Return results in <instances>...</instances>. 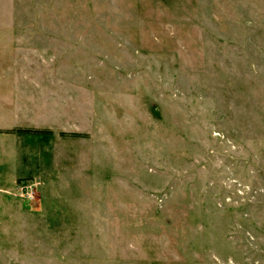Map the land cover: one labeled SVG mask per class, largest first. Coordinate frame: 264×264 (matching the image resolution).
<instances>
[{
  "label": "rangeland",
  "instance_id": "obj_1",
  "mask_svg": "<svg viewBox=\"0 0 264 264\" xmlns=\"http://www.w3.org/2000/svg\"><path fill=\"white\" fill-rule=\"evenodd\" d=\"M0 264H264V0H0Z\"/></svg>",
  "mask_w": 264,
  "mask_h": 264
},
{
  "label": "built area",
  "instance_id": "obj_2",
  "mask_svg": "<svg viewBox=\"0 0 264 264\" xmlns=\"http://www.w3.org/2000/svg\"><path fill=\"white\" fill-rule=\"evenodd\" d=\"M19 196L25 201L31 202L35 200L36 196V184L33 182L22 183L18 187Z\"/></svg>",
  "mask_w": 264,
  "mask_h": 264
}]
</instances>
